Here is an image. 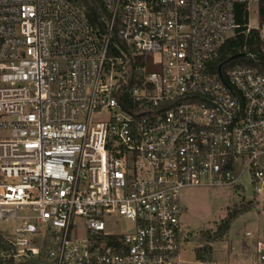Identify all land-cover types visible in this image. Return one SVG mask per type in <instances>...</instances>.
I'll use <instances>...</instances> for the list:
<instances>
[{
    "label": "built area",
    "instance_id": "obj_1",
    "mask_svg": "<svg viewBox=\"0 0 264 264\" xmlns=\"http://www.w3.org/2000/svg\"><path fill=\"white\" fill-rule=\"evenodd\" d=\"M98 1L0 0V264H217L180 196L264 193V74L213 70L258 0Z\"/></svg>",
    "mask_w": 264,
    "mask_h": 264
},
{
    "label": "rangeland",
    "instance_id": "obj_2",
    "mask_svg": "<svg viewBox=\"0 0 264 264\" xmlns=\"http://www.w3.org/2000/svg\"><path fill=\"white\" fill-rule=\"evenodd\" d=\"M257 8L258 1L249 6L244 33L258 28L260 36L264 37V25L260 27L257 22ZM251 196L252 188L247 177L242 179V189L214 187L182 190V221L189 229V238L181 247L180 257L192 262L198 252L217 264H233L236 261L250 264L254 242L258 239L264 241V193L255 198ZM229 217L232 219L227 229L212 240L211 237ZM246 231L251 235L246 236Z\"/></svg>",
    "mask_w": 264,
    "mask_h": 264
},
{
    "label": "trees",
    "instance_id": "obj_3",
    "mask_svg": "<svg viewBox=\"0 0 264 264\" xmlns=\"http://www.w3.org/2000/svg\"><path fill=\"white\" fill-rule=\"evenodd\" d=\"M70 1L83 7L84 13L91 23L101 24L99 19L104 15V11L98 0ZM236 20L240 26L234 35L229 37L218 49L213 60V70L218 72L220 66L219 72L224 77L227 68L235 64H242L252 66L264 74V37L260 36L258 28H251L247 34L244 33L248 23V11L245 6L237 7ZM257 22L260 27L264 25V0H258ZM237 53H244V55L232 58ZM231 219L232 217L227 219L215 235L211 237L212 240L221 236L227 229ZM203 258L198 252L196 253V259Z\"/></svg>",
    "mask_w": 264,
    "mask_h": 264
},
{
    "label": "water",
    "instance_id": "obj_4",
    "mask_svg": "<svg viewBox=\"0 0 264 264\" xmlns=\"http://www.w3.org/2000/svg\"><path fill=\"white\" fill-rule=\"evenodd\" d=\"M244 55V53H237L235 55L232 56V58H235V57H239V56H242ZM220 70V66L218 67V71Z\"/></svg>",
    "mask_w": 264,
    "mask_h": 264
},
{
    "label": "crops",
    "instance_id": "obj_5",
    "mask_svg": "<svg viewBox=\"0 0 264 264\" xmlns=\"http://www.w3.org/2000/svg\"><path fill=\"white\" fill-rule=\"evenodd\" d=\"M196 259V258H195ZM233 264H245V263H241V262H239V261H236L235 263H233Z\"/></svg>",
    "mask_w": 264,
    "mask_h": 264
}]
</instances>
